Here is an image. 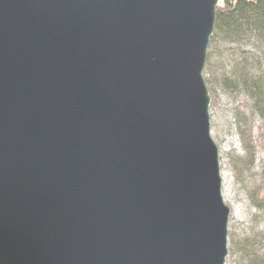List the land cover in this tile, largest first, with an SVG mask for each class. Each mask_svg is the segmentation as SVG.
<instances>
[{
	"label": "water",
	"instance_id": "water-1",
	"mask_svg": "<svg viewBox=\"0 0 264 264\" xmlns=\"http://www.w3.org/2000/svg\"><path fill=\"white\" fill-rule=\"evenodd\" d=\"M219 1L0 0V264H226Z\"/></svg>",
	"mask_w": 264,
	"mask_h": 264
},
{
	"label": "trees",
	"instance_id": "trees-1",
	"mask_svg": "<svg viewBox=\"0 0 264 264\" xmlns=\"http://www.w3.org/2000/svg\"><path fill=\"white\" fill-rule=\"evenodd\" d=\"M214 27L204 70L210 108L217 87L246 101L236 110L234 123L243 144L247 145L244 166L252 173L254 119L262 122L264 155V0H220ZM235 161L239 163V159ZM261 165V170L251 176L256 188L249 199L256 212L243 233L228 235L230 264H264V160Z\"/></svg>",
	"mask_w": 264,
	"mask_h": 264
},
{
	"label": "rangeland",
	"instance_id": "rangeland-1",
	"mask_svg": "<svg viewBox=\"0 0 264 264\" xmlns=\"http://www.w3.org/2000/svg\"><path fill=\"white\" fill-rule=\"evenodd\" d=\"M245 102L241 96L237 98L217 87L214 104L209 109L211 135L219 149L221 178H223L222 198L232 210L228 232L234 236L244 232L256 212L249 199L251 192L256 188L251 176L261 170L264 160L263 144H261L262 122L254 119L251 128V144L255 147L254 172L248 173L243 163V158L247 156V145L243 144L237 132L234 117L236 110ZM235 159H239V163ZM226 264H230L228 259Z\"/></svg>",
	"mask_w": 264,
	"mask_h": 264
}]
</instances>
